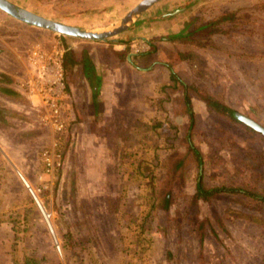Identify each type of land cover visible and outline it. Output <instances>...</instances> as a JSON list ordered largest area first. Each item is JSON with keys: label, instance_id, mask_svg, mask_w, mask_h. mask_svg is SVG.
I'll return each mask as SVG.
<instances>
[{"label": "rangeland", "instance_id": "rangeland-1", "mask_svg": "<svg viewBox=\"0 0 264 264\" xmlns=\"http://www.w3.org/2000/svg\"><path fill=\"white\" fill-rule=\"evenodd\" d=\"M12 1L47 17L55 11L73 12L93 3L95 8L108 10L102 15L94 9L74 21L113 24L140 0H98V5L96 0ZM145 13L141 23L112 39L131 40L136 50L144 46L140 38L144 36L159 45L161 53L153 57L163 61H170L177 51L183 55L193 53L194 58L175 61L173 65L193 87L190 97L196 124L192 144L203 161L202 189L242 186L264 194V138L226 116L212 113L204 117L199 100L212 94L264 126V0H194L180 20L191 21V27L213 24L203 32L196 30L183 41L173 40L176 28L161 25L159 12L149 16ZM228 13L234 15L219 20ZM27 28L0 10L2 49L9 55L7 39L19 42V64H0V264H95L101 241L111 251L115 264H264V202L243 194L223 192L208 200L197 194L200 158L188 147V118L180 90L178 97L171 89L160 87L154 98L146 95V105L169 112L171 119L162 122L156 116H147L139 121L131 116L129 120L134 121L124 128L122 124L115 125L108 131L111 138L104 140L108 155H101L103 149L98 151L91 138L96 125L85 126L90 138L79 143L74 136L84 131L67 123L64 116L65 128L58 139V134L41 121L43 109L18 90L19 83L27 76L31 50L48 51L56 40L66 51L75 49L79 55L81 47L86 46L81 39L59 37L47 30L32 35ZM105 55L110 57L107 49ZM150 58L139 63L147 66ZM12 72L20 78L13 79L10 85L8 76ZM65 73L70 81L77 72L73 65H67ZM147 78L148 82L152 80L150 74ZM160 102L163 109L158 107ZM176 114L178 118L174 119ZM173 124L179 127L175 141H171ZM119 134L124 135L120 141ZM53 139L60 143L61 165L48 171L44 152ZM13 149L39 154L43 173L54 181L56 203H43L49 200L48 183L18 180L20 173L10 162ZM18 158L19 155L13 157ZM73 166L79 174L83 171L82 182H74L73 176L78 173L74 171L68 172L64 186L58 183L65 168L72 171ZM85 177L89 183H84ZM29 189L51 215L48 223L33 204ZM61 195L68 202H73L76 195L83 216L81 221H69L73 237L77 235L76 243L75 239L62 237L65 228L57 219V213L63 212ZM71 211L74 213V209ZM79 255L84 261H78Z\"/></svg>", "mask_w": 264, "mask_h": 264}, {"label": "crops", "instance_id": "crops-1", "mask_svg": "<svg viewBox=\"0 0 264 264\" xmlns=\"http://www.w3.org/2000/svg\"><path fill=\"white\" fill-rule=\"evenodd\" d=\"M96 1L98 5V0ZM193 1L194 0H161L160 3H158V6L153 5L146 12H148V16L153 12H159V16L161 17L159 22L161 25H166L172 29L176 28L174 30H178L182 22L180 19H182L184 14H186ZM94 9L98 10L97 13H101L102 15L105 14V10H108L107 7L95 8L92 3L91 7L77 8L74 9L73 12L60 11L58 13V11H55L50 17L72 25H86L85 27L91 28H99L111 24H102L101 22L82 24L74 21V19L76 20L79 17L83 19L82 13L92 12ZM26 26H28L26 30H28V32L32 35L41 34L40 30H43L29 26L27 24ZM0 38H2V33H0ZM7 40L9 41L11 48L9 55H7L4 49H2L0 43V64L4 67L13 66L15 63L19 64V42L13 38H9ZM81 41L86 47H81L79 55L75 49L69 52L71 57L76 61L75 65L73 66L75 67L77 73L70 81L68 80L69 78L67 79L66 77L67 88L64 96L61 99V105L64 108L66 122L78 125L77 128L84 131L81 133V136L80 134L76 133V137L74 136V141L76 140L80 143L81 139L83 140L90 138V134H88L85 126H88L89 124L96 125L97 130L93 132L91 138L95 139L98 146L97 150L101 151V149H103L104 151V140L106 138H111V136L108 134V131H111L112 127L115 125L122 124L124 128L127 123H132L134 120H137L136 118H138L140 121L141 118H144V120L147 119V116H149L148 118H155L154 116H156L158 120H161L162 122L165 119H171L169 112H159L156 107L153 108V105H146L145 101L146 95H150L154 98L156 92H159L156 91L157 87L158 89L159 87L160 89H163L162 85L169 81V71L167 68L163 67L161 63L150 67L140 64L139 60L141 59L136 58V55L132 54L135 52V49H133V44L130 42L91 41L83 39H81ZM106 49L109 51L110 57L105 55ZM65 51L66 50L63 49V58ZM83 51L87 52L88 58L93 65V72L94 76L96 77L95 80L97 85L100 86L101 90L100 98L97 97L98 95H96V89L87 77ZM77 55L79 57H77ZM1 74L3 73H0V75ZM16 74L15 72H12L10 77L7 75L10 85L13 79L16 80L20 78H17ZM148 74H150L152 78V80L149 82V79L147 78ZM147 85L149 87H147ZM147 90H150L149 93H146ZM158 105L159 109H163L162 102H160ZM161 113L162 115H165V117L162 116ZM131 116L134 118L133 121L129 120ZM101 129L102 131H100ZM118 138L120 141L124 138V135L119 134ZM78 148H82L81 145ZM103 154L108 155V153H105V151L104 153H101V155ZM17 155H19V158L14 160L13 157ZM119 155L121 156L122 153H119ZM39 158V154L37 155L35 151H29L27 149H13L10 162L14 168H16L17 172L20 173V176H17L21 183H48V193H50L49 200L48 203L45 200L43 203L48 204L49 206L56 203L58 198L57 196H54V187L52 185L54 181H51L49 177L43 173ZM70 170L72 171H68L67 167L65 168L63 174L59 178L58 183H62L64 186L63 183H68V172L72 173L74 171H76V173L78 172L73 176L74 182H82L81 180L83 179L82 175L80 176V174L83 171H80L79 174V170H77V168L74 166ZM37 173H39V175H37ZM86 178L87 177L84 179V183H89V179L86 182ZM90 178L92 179L93 177L90 176ZM59 200L63 206V212L61 211V214L57 213V219L61 221L65 228L62 237L65 239H67V237H69V239H75L76 243L77 235L73 237V231L70 230L68 226L71 218H74V220L75 218L76 220L79 218V221H81L83 217L82 214L79 213L80 209L78 208L77 197L75 195L73 199L74 201L68 202L64 201L63 196L61 195L59 196ZM33 204H35V201H33ZM72 209H74V213L71 211ZM79 221H74V224H79ZM110 234H114L113 231L112 233L110 231ZM98 240L100 242L102 239L98 237ZM98 249L97 258H93L96 262L95 264H115L114 256H111V251L104 242L101 241ZM100 254H104V256H100ZM101 257H104L105 259L103 258V260L106 261L103 262ZM93 259H91V261ZM78 261H84L81 255H79Z\"/></svg>", "mask_w": 264, "mask_h": 264}, {"label": "flooded vegetation", "instance_id": "flooded-vegetation-1", "mask_svg": "<svg viewBox=\"0 0 264 264\" xmlns=\"http://www.w3.org/2000/svg\"><path fill=\"white\" fill-rule=\"evenodd\" d=\"M161 1V0H160ZM159 1V2H160ZM221 19V18H220ZM221 21V20H220ZM191 21H187V22H183L181 23L180 27L178 28V30H173V35L172 38L173 40L179 39V40H189L190 36L196 31V30H200L201 32L205 31L206 28H208L209 26H211L212 24L207 22V23H203L200 24L196 27H191ZM213 23V22H212ZM215 23V22H214ZM166 41H169L167 39H164ZM144 41V40H143ZM171 41V39H170ZM189 42V41H188ZM190 43H193V41H191ZM202 42L199 43V45H201ZM160 48L159 45L155 42H153L152 40H148V41H144V46L141 45L140 48L136 49L134 53V55H136V58L144 60L147 57L152 56L151 62L146 66V67H150L153 65H157L158 63H161L163 67L167 68L169 71V77H168V82L164 83L162 85V88L164 89H171L174 93L173 95L175 97L179 96L178 91H181L182 94V99H183V105L185 108V113L186 116L188 118V133L186 134V139L188 142V147L190 149H192V152L198 155V152L195 150L193 144H192V130L196 124L195 121V114L193 112L192 109V99L190 97V91L193 90L191 83H189L188 80L184 79L183 77H181L182 75H180V73L178 72V70H176V68L174 67L173 63L175 64V61H181V60H189L191 57L194 58L193 53H189L187 55H183L180 51H177L176 54L174 53L173 56L171 57L170 61H163L161 59L156 58L158 54H160ZM153 56H156L155 58ZM65 70V69H64ZM172 74L175 75V77L172 78ZM96 95H98L96 93ZM204 107V111L201 112L202 115L204 116H208L212 113L214 114H219V115H223L226 116L228 118H231L239 123H241L245 128L261 135L264 138V134L256 131L255 129H253L252 127H250L249 125L245 124L244 122L240 121L236 116L235 113L238 114H242L246 117H249L251 119H253L254 121H256L257 123H259L263 128L264 126L258 122L256 119H254L253 117H250L246 114H243L239 111H236L235 109H233L232 107H230L229 105H227L223 100L216 98L214 95L212 94H207L203 97H200L199 99ZM212 101H216L219 104L222 105H226L229 109H230V113L232 116L226 115L222 112H219L218 110H216L212 105L211 102ZM177 115V114H176ZM204 116V117H205ZM178 118L177 116H174V119ZM172 135H173V139H171V141H175L177 140V138L179 137V132L178 129L179 127L177 126V124H173L172 126ZM200 158V157H199ZM181 162V161H180ZM202 183L203 182V161L200 158L198 160V174H197V178H196V188H197V194L203 198H206L207 200L211 198V196H213L214 194H220V193H230V194H243L244 196L250 197L254 200L260 201V202H264V194L261 193V191H256L254 189H244L242 186H233V187H227V186H211L210 188L208 187L207 189H202ZM165 202L168 200V197H165ZM228 211V209H227ZM230 211V210H229ZM233 213L236 214H240L238 213V211H231ZM250 218H256L255 215H250Z\"/></svg>", "mask_w": 264, "mask_h": 264}, {"label": "built area", "instance_id": "built-area-1", "mask_svg": "<svg viewBox=\"0 0 264 264\" xmlns=\"http://www.w3.org/2000/svg\"><path fill=\"white\" fill-rule=\"evenodd\" d=\"M59 36V35H57ZM63 46L55 40L48 50L33 49L28 55L26 77L19 83V91L29 100L43 109L41 121L50 127L53 134H61L65 128L61 99L65 94L67 83L63 66ZM60 143L53 139L49 149L44 152L45 167L52 171L61 165ZM35 203L48 223L51 215L42 209L34 191L29 189ZM57 244V243H56ZM59 249V245H56Z\"/></svg>", "mask_w": 264, "mask_h": 264}, {"label": "water", "instance_id": "water-1", "mask_svg": "<svg viewBox=\"0 0 264 264\" xmlns=\"http://www.w3.org/2000/svg\"><path fill=\"white\" fill-rule=\"evenodd\" d=\"M159 1L160 0H140L120 20L101 28H91L65 23L32 11L12 0H0V10L21 23L50 31L59 36L91 41H115L114 39H112L113 37L125 32L132 25L141 23L142 21L140 20V17ZM140 38L144 41H148V39L144 36H141ZM83 58L85 62L87 77L96 89V93H98L97 97L100 98V86L96 83V77L94 76L93 72V65L88 58V54L86 51H83ZM7 91L9 92V90ZM235 116L240 121L249 125L256 131L264 134V128L253 119L238 113H235Z\"/></svg>", "mask_w": 264, "mask_h": 264}, {"label": "trees", "instance_id": "trees-1", "mask_svg": "<svg viewBox=\"0 0 264 264\" xmlns=\"http://www.w3.org/2000/svg\"><path fill=\"white\" fill-rule=\"evenodd\" d=\"M234 15V13H228L226 16H222L220 17L221 19L219 20H223V19H229L230 17H232ZM213 24V23H211ZM61 37H65V36H61ZM76 61L71 57V55L69 54L68 51H65L64 53V58H63V66L64 68L67 67V65H75ZM84 64V62H83ZM175 77L174 74H172V78ZM211 105L216 109L218 110L219 112H222L226 115H229V116H232L231 113H230V109L226 106V105H222V104H219L218 102L216 101H212L211 102Z\"/></svg>", "mask_w": 264, "mask_h": 264}]
</instances>
